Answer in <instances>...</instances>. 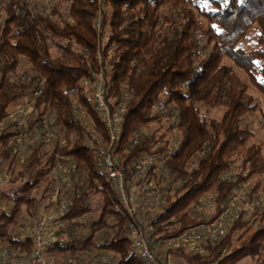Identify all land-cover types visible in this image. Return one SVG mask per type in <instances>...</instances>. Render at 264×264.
Wrapping results in <instances>:
<instances>
[{"label":"trees","instance_id":"1","mask_svg":"<svg viewBox=\"0 0 264 264\" xmlns=\"http://www.w3.org/2000/svg\"><path fill=\"white\" fill-rule=\"evenodd\" d=\"M57 1L65 4L68 19L58 4L44 14L33 10L32 0H0L4 13L0 24V120L16 105L31 104L39 116L54 114L59 126L54 140L64 141L51 149L44 146L54 140L37 144L22 155L25 179L15 189L10 209L0 210V246L15 247L18 257H29L31 237L16 236L9 230L19 224L24 211L31 215L38 211L35 191L43 187L46 197L52 192L51 168L59 157L69 156L77 170L72 176L71 204L60 221L80 224L92 211V194H100L102 204L81 245L69 234L67 242L46 249V259L53 264L67 263L68 256L59 257V253L95 250L91 264L102 254L109 255V264H144L129 248L127 216L89 146L103 144L107 132L82 81L101 72L108 105L124 104L118 144L119 150L128 149L124 160H137L147 153L164 159L170 178L167 196L151 219L164 237L215 220L227 208L225 201L234 189L255 178L249 190L252 199L258 196L254 230L237 236L242 242L233 244V235L247 229L242 211L218 242H203L202 253L180 251V264H236L247 256L264 264V157L259 143L250 142L253 131L241 125L245 115L259 110L264 129V110L249 91L254 86L264 101V0H227L226 5L224 0H207L210 6L195 0ZM164 7L169 11H161ZM251 30L256 46L245 50L240 42ZM224 57L232 64L223 63ZM21 58L29 63L31 73L19 72ZM21 75L30 80H21ZM74 99L87 112L86 119L73 116ZM215 110L220 114L215 115ZM60 131H64L62 136ZM6 135L0 137L2 143ZM133 138L138 142L131 148ZM234 165L238 166L236 172L232 171ZM224 173L229 177L224 178ZM5 193L3 188L0 198ZM207 194L212 195L214 210L207 219L199 218L192 212ZM41 205L42 210L51 208L45 201ZM101 231L107 235L97 243L95 236Z\"/></svg>","mask_w":264,"mask_h":264},{"label":"built area","instance_id":"2","mask_svg":"<svg viewBox=\"0 0 264 264\" xmlns=\"http://www.w3.org/2000/svg\"><path fill=\"white\" fill-rule=\"evenodd\" d=\"M101 15H98L100 19ZM99 28V22L96 23ZM99 58V56H98ZM21 80L29 81L26 75ZM83 85L90 91L92 108L100 118L107 132V140L100 146L90 143L96 152L99 170L108 179L120 205L127 216V237L129 248L144 264H180L179 252L200 254L204 251L203 242L211 240L218 242L227 232L226 219L229 210L215 220L193 226L177 236H163V232L156 231L151 219L161 209L167 196L166 188L170 182L167 168L163 165L164 159L156 154L147 153L137 160H124L127 148L118 149L123 132V103L110 107L105 92V79L101 72L91 79H84ZM37 93V92H36ZM74 96V95H73ZM73 116L86 119L87 112L74 99ZM162 109V108H161ZM59 131L53 113L37 115L31 104H18L8 111L5 119L0 120V137L7 134L4 143L0 141V149L5 148L12 154L25 155L31 152L37 144H46L54 140ZM133 138L129 147L137 144ZM4 156L0 153V196L7 178V168L4 167ZM77 170L76 162L69 156L59 157L50 171L55 181L52 192L46 197L45 205L53 211L58 210L59 216L41 211L32 224L27 226L28 236L33 242L32 251L27 259L18 257L16 249L10 246H0V264H52L45 257L47 248L58 243L67 242L69 233L63 228L60 216L65 213L71 202L72 176ZM164 180L160 181L159 178ZM224 178L229 174L224 173ZM168 182V183H167ZM258 204V202H255ZM0 199V210L2 209ZM204 206L214 210L212 195L207 194L197 205L201 212ZM25 223V220L23 221ZM174 229V228H172ZM171 229V230H172ZM108 254H102L96 264H109ZM205 264H216L208 261Z\"/></svg>","mask_w":264,"mask_h":264},{"label":"rangeland","instance_id":"3","mask_svg":"<svg viewBox=\"0 0 264 264\" xmlns=\"http://www.w3.org/2000/svg\"><path fill=\"white\" fill-rule=\"evenodd\" d=\"M194 2H196L199 5H206V6H210V4L208 3L207 0H195ZM55 4H58L62 15L65 19H68V16L66 15V7L64 3H58L57 0H32V5H33V10L40 12V13H44L47 14L50 12V8L52 6H54ZM103 5V4H102ZM161 11H169V9L167 7L162 8ZM4 18V13L2 11H0V24H2ZM203 42V41H202ZM240 46L245 49V50H249L253 47L256 46V35L254 30H251L247 37L245 39H243L240 42ZM210 48V45L209 47ZM79 52V50H77ZM56 53V48L53 47V53ZM223 63L226 64H232L231 60L227 57H224L222 60ZM237 73L244 77V79L246 80L247 77L245 76V74L239 70L237 67H235ZM18 70L19 72L23 73V74H29L31 73L30 70V65L29 63L24 59L21 58L19 65H18ZM249 91L256 97V100L259 102L260 106L263 108L264 110V101L263 98L261 96V93L254 87V86H250ZM215 115H219L220 111L219 110H215L214 111ZM88 119H91L90 117ZM87 119V120H88ZM262 117H261V113L259 110L255 111L254 113H250L245 115L242 118V122L241 125L243 127H246L250 130L253 131L254 136L251 138L250 142L253 143H259L260 148H261V153L262 156L264 157V129L262 128ZM91 120H88V125L90 126ZM154 126H152L153 128ZM166 127V125H163L162 130ZM149 130H153L151 128H149ZM162 130H160L159 132H161ZM142 131L147 132L148 130L144 129ZM64 133V131H60L59 135L62 136V134ZM170 136L172 135V138H174L173 132L169 133ZM71 140H73L75 138V135H71ZM54 144H59L62 146V144H64V141L61 140H54L52 142H50L49 144H47L46 146H44L46 149H51L53 147ZM0 153L2 154V156H4V167L8 168V164L11 161V159H13L12 163H11V167L7 169L8 173H7V178H6V182H5V186H4V191L5 196H3L1 199L2 201V208L4 207V209H10V207L12 206V201H10L11 197L13 196V193L15 192V189L20 185V183L25 179V175L21 173V170L23 168V165L25 163V158H23L21 155H11L12 153L9 150H6L5 148H1L0 149ZM8 153V154H7ZM238 164V163H236ZM238 166L234 165L233 166V170L234 172L237 171ZM74 180V179H72ZM255 178L252 177L249 180H247L246 182H243L240 184V186H238L236 189H234V191L232 192V194H230V196L226 199V207L229 210V216L226 219V225L227 228L230 226V223L234 220V218L240 214L242 211H244V215L243 218L244 220L247 221L246 224V230L243 231L244 228L238 230L234 235H233V244L237 245L240 244L242 242V239L236 240L237 236H241V235H249L254 228L256 227V220L253 216V213L256 209L257 206H259V204L253 203V201H258V196L257 198L255 197V199L251 198V195L249 193V190L251 189L253 183H254ZM43 187L39 188V190L35 191V195L36 197L39 199V205L37 207L38 211L33 212L32 215L29 214L30 212L28 211L27 213L24 211L22 216L20 217V221L19 224L15 227H12L9 231L11 234H14L16 236H28V229L27 226L32 224L33 221L36 219V214H40L41 210H42V202L45 201V197L46 194L45 192H42ZM262 198H264V193L262 194ZM253 200V201H252ZM89 203L90 206L92 208V211L87 213L83 218H81V223L80 224H72L69 225L67 224V222H63V228L66 229L68 231V233L70 235H72V240L73 242H75L78 245H81L83 240L86 238V236L89 233V225L91 223L92 220L96 219L97 217V213L100 210L101 204H102V196L100 194H92L89 198ZM255 206V207H254ZM46 207H43V209H45ZM52 208V207H51ZM43 211V210H42ZM46 213L47 214H52L54 216H59V211H53L51 209H47L46 208ZM195 216L199 217V218H205L207 219L212 213L213 210L208 208L207 206H204L203 209L201 210V212H199V210L192 212ZM25 220V223H23V221ZM250 228V229H248ZM71 229V232H70ZM69 235V236H70ZM107 234L103 231L98 232L95 236V242L99 243L102 241V239L106 236ZM244 236V237H245ZM5 245V244H3ZM16 249V251L18 252V249L15 247H11ZM97 252L94 251H85L84 253H67L65 255H63L62 253H59V257H64V256H68L67 259V263H59V264H91V262L94 260L95 256H96ZM110 254V253H109ZM70 256V257H69ZM73 256H78V258L76 260L73 259ZM118 255H115L114 257V261H116ZM63 259V258H62ZM258 259H256V257H244L241 260H239L236 264H257ZM56 263V262H54ZM53 264V263H52ZM58 264V263H57Z\"/></svg>","mask_w":264,"mask_h":264},{"label":"snow or ice","instance_id":"4","mask_svg":"<svg viewBox=\"0 0 264 264\" xmlns=\"http://www.w3.org/2000/svg\"><path fill=\"white\" fill-rule=\"evenodd\" d=\"M238 2L243 3V0H238ZM224 4H227V0H224Z\"/></svg>","mask_w":264,"mask_h":264}]
</instances>
